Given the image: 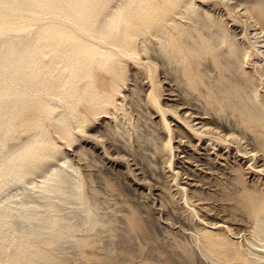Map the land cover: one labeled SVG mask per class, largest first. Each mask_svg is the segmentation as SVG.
Segmentation results:
<instances>
[{"label":"bare ground","instance_id":"bare-ground-1","mask_svg":"<svg viewBox=\"0 0 264 264\" xmlns=\"http://www.w3.org/2000/svg\"><path fill=\"white\" fill-rule=\"evenodd\" d=\"M242 1L213 3L243 26V35L207 7L210 0H0V264H86L82 247L104 230L111 260L126 262L117 252L120 233L102 206L104 191L63 145H75L83 160L84 143L96 139L112 155L91 127L100 117L128 115L127 98L136 94L126 88L136 93L138 85L129 82L143 76L151 83L149 111L162 113L167 132L156 150L177 178L176 131L159 97L160 68L171 67L205 113L229 127L206 126L205 118L192 123L195 115L173 111L182 132L264 160V0ZM139 121L122 123L138 137ZM257 160L250 165L264 175ZM105 185L121 190L108 178ZM178 187L207 225L191 203L193 191ZM244 192L249 234L239 240L234 228L217 221L195 233L196 247L215 264H264V188ZM125 216L131 230L147 229L134 208Z\"/></svg>","mask_w":264,"mask_h":264},{"label":"rangeland","instance_id":"rangeland-1","mask_svg":"<svg viewBox=\"0 0 264 264\" xmlns=\"http://www.w3.org/2000/svg\"><path fill=\"white\" fill-rule=\"evenodd\" d=\"M213 1L215 0H210L207 7L223 13L229 21V25L231 21V28L235 29L239 35H243V26L230 20L227 10L222 6L215 7ZM232 1L241 3L242 0ZM215 8L216 10H214ZM238 11L243 12V10ZM249 32L253 33L254 31L249 28ZM242 38L240 41L244 42V38ZM247 65V69L251 70V64ZM169 68L171 67L160 68L158 72L161 80L158 92L162 103L169 109L167 117L170 121L172 120V126L176 131L173 142L176 143L175 166L176 170L180 172L179 178L175 177L169 163L156 150L155 142L160 144L167 132L162 127L164 123L162 113L156 110H153V113L149 111L147 106L149 103L147 104L145 97H148V93L151 91V83H147L148 80L145 81L147 78L143 76L135 79L136 81L129 82L130 86L138 85L136 93H132L133 86L126 88V92L132 91L131 94H136L127 98L130 106L128 115L124 117L121 113L120 120L100 117L91 127L98 139L105 141L113 156L106 152L105 154L102 144L95 143L96 139L84 143L86 146L84 151L87 155L80 154L83 160H79L75 145L72 146L73 148L63 145V148L73 153L75 159L82 164L85 172L94 173L95 185L104 191L101 197L105 201L102 206L108 214L106 217H109L111 226L117 228V232L120 233L117 240L120 250L117 252L128 258L126 262L111 260L107 252L108 249L106 250V244L111 241L110 231L104 230V233L99 232L97 236L91 234L90 243L82 247L84 254L82 257L86 264H215L217 262L215 258L204 257L199 247H196L195 233L206 223L195 216L192 207L185 203L179 191V185H186L190 189V193L193 191L191 203L198 209L200 217L204 218L206 222L208 221L207 225L216 223V221L219 224L227 223L236 231V238L240 234L241 237L243 234H249L252 222L247 217L244 189L247 187L264 188V175L258 173L257 169L250 165L251 162L254 164L258 159V165L261 166L260 162H262L264 166V160L259 155L252 160V156L249 157L250 153L247 154V157L237 155L238 153L234 149L232 151L223 146L215 147L210 141L203 143L198 137L184 133L185 131L182 132L180 129L182 121L173 111L177 110L176 112L182 117L195 115L193 117L195 121L192 123H198L205 118L204 122L210 121L205 124L206 126L210 124L212 127L213 125L220 126L224 131H228L229 127L226 125L225 119L221 121L214 115H207L199 97L195 95L196 93L188 92L184 84L178 83L176 76L172 73L173 69ZM149 106L152 107V104L150 103ZM128 117H134V119L140 117L139 138L133 133L132 126H129L132 128L129 131L122 123ZM197 126H201V124ZM236 132V134L241 133L238 128H236ZM112 138L113 140H111ZM245 141V139L241 141L240 149L245 146L242 150L246 149L247 142ZM259 158L262 159L259 160ZM250 166L251 168H249ZM107 178L118 183L121 190L112 191L111 188L106 187ZM130 208H134L138 212L142 225L147 228V231L144 229L145 233L144 230L137 232L138 228L136 232L130 229L125 216ZM241 237L238 239L241 240ZM192 250L196 251L197 255H192V257L190 254ZM120 255L117 253L115 257L118 258ZM129 258L132 259L129 260Z\"/></svg>","mask_w":264,"mask_h":264}]
</instances>
